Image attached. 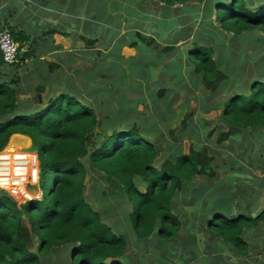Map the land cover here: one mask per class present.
<instances>
[{
    "label": "trees",
    "instance_id": "obj_1",
    "mask_svg": "<svg viewBox=\"0 0 264 264\" xmlns=\"http://www.w3.org/2000/svg\"><path fill=\"white\" fill-rule=\"evenodd\" d=\"M156 1L173 13V19L164 23L165 37L127 31L119 44L135 47L139 53L125 64L141 80L131 82L120 76L119 84L106 88L105 98L91 101L73 89H62L57 97L54 92L46 93L42 74L38 79L35 62H28L35 60L36 45L31 43L30 29L6 20L0 9V29L7 26L19 47L18 62L13 65L4 64L0 56V151L13 135L27 136L37 150L41 192L47 197L44 202L17 204L0 192V264H40L50 254L56 257L48 264H146L147 258L156 264H192L193 260L204 264L197 252L195 257L196 249L204 260L215 252L208 261L221 264L224 253L234 257L254 254L245 235L256 226L264 228V199L254 195L251 185L258 183L253 178L264 168V0L256 4L246 0ZM190 1L195 3L189 6ZM136 17L143 18L139 13ZM190 24L196 26L192 36ZM221 29L232 34L230 44L217 35L222 34ZM181 38L184 41L178 44ZM158 65L160 80L144 86L150 67ZM184 67L189 78L181 75ZM261 68L263 73L255 78ZM157 86L160 90L153 93ZM142 87L146 94L140 92ZM95 90L91 89L92 94ZM178 93L188 103L220 111L227 132L214 140L217 148L206 145L196 151L204 122L198 119L174 130L172 134L180 133L174 143L163 140L170 156L158 157L159 145L143 135L146 130L154 132L146 124L149 117L141 116L137 106L149 104L148 112L170 126L174 114L169 99ZM245 132L249 134L246 144L251 146L243 154L252 156L257 149L261 153L246 164L233 162L237 181L227 180L224 196L203 185L193 200L199 205V211L193 213L200 216L206 248H200L201 238L194 242L190 237L184 240L186 253L181 248L175 254L169 252L171 261L154 250L147 257L145 248L162 249L181 230L182 218L173 211L182 187L192 188L197 177L218 181L212 164L216 149L228 147L220 143L226 138ZM252 133L255 137L250 138ZM225 157L233 156L226 153ZM32 163L31 176H35L34 159ZM86 170L105 177L99 204L106 205L111 199L110 207L97 210L87 200ZM259 185L263 188L264 180ZM211 195L215 196L210 202L216 203L215 210L207 207ZM253 196L254 206L250 205ZM130 237L137 249L144 244L138 259L140 251L128 254ZM260 252L261 257L244 264H264V250Z\"/></svg>",
    "mask_w": 264,
    "mask_h": 264
},
{
    "label": "crops",
    "instance_id": "obj_2",
    "mask_svg": "<svg viewBox=\"0 0 264 264\" xmlns=\"http://www.w3.org/2000/svg\"><path fill=\"white\" fill-rule=\"evenodd\" d=\"M0 9L6 20L30 29L31 43L36 45L35 60L28 62H35L37 78L42 74L47 93L57 97L62 89H73L89 101L105 98L106 88L119 84L120 76L141 80L125 64L139 53L135 47H119L127 31L165 37L164 23L173 19L172 11L156 0H0ZM51 30L54 34H48ZM160 68L150 67L144 86L160 80ZM92 88H96L93 94ZM140 92L146 94V87Z\"/></svg>",
    "mask_w": 264,
    "mask_h": 264
},
{
    "label": "rangeland",
    "instance_id": "obj_3",
    "mask_svg": "<svg viewBox=\"0 0 264 264\" xmlns=\"http://www.w3.org/2000/svg\"><path fill=\"white\" fill-rule=\"evenodd\" d=\"M143 3H150L149 0L142 1ZM246 2H250L251 4H256L257 0H246ZM194 1H190L188 5L194 4ZM148 6V5H146ZM195 23H199V19L196 20ZM217 27H219L218 24H216ZM191 28L190 35L192 36L193 32L196 31L195 25H189ZM222 30V29H221ZM221 36L220 39L226 44H230V38H232V34L226 32L225 30H222V34H217ZM257 35H262L260 32H257ZM192 38V37H191ZM244 39L242 41V44H244L246 37H243ZM19 54V53H18ZM251 54H255L254 51L251 52ZM18 59V56H17ZM33 61V60H29ZM18 62V60H17ZM16 62V63H17ZM7 65V64H6ZM13 65V64H12ZM190 72V70H189ZM188 71L185 72V76L188 77L187 74ZM263 73V69L261 68L259 73L255 75V78L260 76V74ZM252 77V74H250ZM189 78V77H188ZM189 80V79H188ZM238 81H241V79H238ZM190 84L191 81H189ZM192 88V87H191ZM193 89V88H192ZM160 90V88L157 90V92ZM51 92V91H50ZM47 93V92H46ZM232 94H235L234 91H231ZM218 96V95H217ZM171 102V109L173 110L174 117L172 119V125L168 126V122L166 123L164 120L160 121L155 118L153 115V112L150 110V105L147 104L145 106L138 105L137 111L141 116L144 118L149 117L148 120H146L147 126L154 132H150L146 130L143 135L147 136V138L159 145L160 155L158 153V157L166 158L168 155L170 156V149H166V146L164 144L165 139H168L170 142L174 143V139L179 136L180 133L176 134L173 133L174 130H178L181 128L182 124L186 122L188 124L190 121L203 119V129L200 132L201 135V142L196 145V151L199 150V147L210 145L212 148L218 147V142L214 141L217 139L219 134L227 132L226 127L222 124L220 120V111L212 109L207 110L209 106L207 105L204 108H201L200 105H197L196 102L191 101L187 102L186 98L178 93L175 97H171L169 99ZM97 111V109H96ZM150 114V115H149ZM196 124V123H195ZM107 127V126H106ZM198 128H201L198 126ZM168 131L170 132V135L168 134ZM189 132V129L187 130ZM191 131V130H190ZM210 133V135H209ZM12 136L9 139V142L7 146L0 151V184L6 182L2 186H0V192L6 193L8 196H10L17 204H21L24 201L29 200H41V202L46 201V196H41V187H40V181H39V162L36 157V152L33 150L32 147V141L30 143L27 136L18 135ZM188 133H185V136H187ZM236 136H230L228 139L226 138L224 141L220 142L221 144H228V147L220 146L218 149H216V152L214 154L213 159V167L218 175V181H216L215 178H206V177H197L192 182V188H187V185L185 184L182 187V190L180 193L177 194L178 200H180L174 208L173 214L179 215L182 218V223H180L181 230L177 232L175 239L171 243H163L166 245V247H163L162 249H156L154 246L151 248H145L144 244L142 243L141 248L137 249L136 243L133 241L134 239L130 237V243L128 246V254L132 255L133 251H140L136 256L137 259L141 256L142 252H144V249H146L147 257L149 255L150 250H154L155 252L160 253L161 258L163 260H172V256L169 255V252L174 253L176 250H179L180 248L183 250L184 253H186V245L184 243L185 239H193L194 242H198L199 238L202 239L201 249L206 248V233L204 231L200 230L201 222L199 220L200 216L197 213L199 211V205H194V198H198L199 194L201 193L199 189L203 185H208L209 188H214V193L216 195H223L226 192L227 189V180L230 179L232 182H236L237 179L235 178L236 175L233 174V162H241V163H248L250 159H255L258 154L261 153L260 149H257V146H253L255 150L254 153H252V156H248L243 154V150L246 146H251L249 144H246V138H249L248 132L245 133H239L234 135ZM255 137V133L250 134V138ZM235 138V139H234ZM185 140V139H184ZM243 143L240 145V143ZM194 149L193 147H191ZM226 153L233 156L231 158L225 157ZM168 156V157H169ZM241 157L243 159H241ZM33 159L36 162V174L35 176H31V172L34 170L33 165ZM243 160V161H242ZM260 161V160H259ZM264 162V161H263ZM259 165V164H258ZM257 165V166H258ZM252 174H256L253 171V168L251 167ZM34 177V178H33ZM253 179H257L258 183H251V185L254 187L255 193L259 199H264V186L263 188L259 185L264 180V168L261 174H257ZM83 184H86V198L87 200L94 205L97 210H104L106 206L110 207L113 200L109 199L108 203L105 205L103 203L99 204V201L103 200V190L105 189V177L101 176L99 173H95L94 171L86 170L85 176L83 177ZM233 192L234 188H231ZM107 192V191H106ZM224 196V195H223ZM210 200L208 199V208L209 210H215L216 203L211 204L212 198H215L214 195L209 196ZM207 205V203H205ZM256 204V200L254 196L252 197V203L250 205L254 206ZM114 205V204H113ZM100 207V208H99ZM119 212V211H118ZM249 214L250 212L247 211ZM110 215H106L107 222L109 223L111 221ZM119 216V214H118ZM23 222H26L25 217H23ZM27 223V222H26ZM191 237V238H190ZM245 239L248 242L250 249L249 251L252 252V256H239L234 257L231 253H224L222 254L223 260L221 264H244L245 262H251L253 263V258L261 257L262 253L260 251L264 250V228L261 227H254L252 230L248 231L245 235ZM193 242V243H194ZM196 252L198 256L202 259L204 264H213L212 262H209V258L211 259L212 256L215 255L214 253H210V256L205 255L208 259L204 260L202 253L200 252V249L195 250V257ZM56 257V254H50L47 255L45 258H43L42 263L40 264H48L49 260L54 259ZM236 259H239L236 261ZM148 262L146 264H156L155 261H153L151 258H147ZM200 262V261H198ZM201 262V263H203ZM61 264L63 262L61 261ZM192 264H197L196 260L192 261ZM219 264V263H218Z\"/></svg>",
    "mask_w": 264,
    "mask_h": 264
},
{
    "label": "built area",
    "instance_id": "obj_4",
    "mask_svg": "<svg viewBox=\"0 0 264 264\" xmlns=\"http://www.w3.org/2000/svg\"><path fill=\"white\" fill-rule=\"evenodd\" d=\"M19 47L11 36L10 30L3 26L0 29V56L4 64L12 65L17 62ZM6 182L0 184L2 186Z\"/></svg>",
    "mask_w": 264,
    "mask_h": 264
},
{
    "label": "clouds",
    "instance_id": "obj_5",
    "mask_svg": "<svg viewBox=\"0 0 264 264\" xmlns=\"http://www.w3.org/2000/svg\"><path fill=\"white\" fill-rule=\"evenodd\" d=\"M5 27H7V26H5ZM8 28V27H7ZM9 29V28H8ZM14 136V135H13ZM37 157V156H36ZM39 162V161H38ZM41 196H42V192H41ZM34 200H37V199H34ZM30 201V200H29ZM39 201V200H38ZM25 202V201H24Z\"/></svg>",
    "mask_w": 264,
    "mask_h": 264
}]
</instances>
